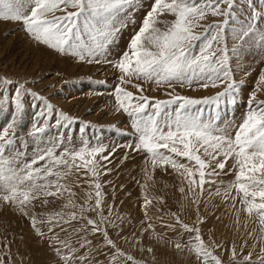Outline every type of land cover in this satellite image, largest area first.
<instances>
[{
  "label": "snow or ice",
  "instance_id": "6c2138e0",
  "mask_svg": "<svg viewBox=\"0 0 264 264\" xmlns=\"http://www.w3.org/2000/svg\"><path fill=\"white\" fill-rule=\"evenodd\" d=\"M141 6L140 0H0V21L20 25L36 47L76 63L111 66L118 74L110 93L112 107L128 117L131 129L108 125L117 135L131 136L127 143L109 147L97 135L105 126L70 115L27 87V81L0 78V113H8L0 128V209L10 208L26 217L58 258L57 264H93V251L99 255L105 248L109 249L106 264H146L109 235V229L121 230L126 220L131 224L114 211L115 205L107 204L104 187L110 182L103 180L113 172L110 165L115 153L125 149L121 163L132 153L141 155L145 178L140 205L144 219L139 234L132 232L125 238L132 247L153 254L155 260V248L144 246L147 236L157 245L187 251L195 256V264H264V100L257 97L264 92V68L249 94L242 120L218 123L222 106H235L245 85L244 79H236V73L243 70L241 54L255 53L264 63V27L260 26L264 0H153L138 30L134 27L126 50L109 58L121 31L129 22L135 26L134 13ZM89 79L96 85L107 83ZM141 82L155 85L153 91L163 88L167 98L147 95ZM177 87L219 90L193 97L180 94ZM25 97L39 102L32 104L39 111L31 128L21 135ZM75 123H79L78 145L70 131ZM53 128L58 134L48 136ZM89 129L93 130L91 138ZM229 162L231 168L226 167ZM156 170L179 180L181 210L188 206L186 201L195 213L191 223L177 212L161 213L157 205L166 203L164 197L146 194L155 185ZM229 174L234 178L225 182L221 177ZM76 188L83 191L82 196ZM216 197L235 217L225 227L234 226L243 243L233 241L225 247L211 230L208 240L204 239L202 226L207 217L200 205L203 202L207 208ZM51 201H63L59 211H35L37 203L46 207ZM153 207L156 215L151 214ZM154 221L177 232L175 240L156 231ZM249 221L256 224L251 231H247ZM42 226H47V232ZM90 235L102 237V245L93 249ZM73 236L79 247L73 244ZM250 238L255 242L245 254ZM3 249L8 252L0 255V264H15L6 237L0 242V252ZM82 249L87 251L82 253Z\"/></svg>",
  "mask_w": 264,
  "mask_h": 264
},
{
  "label": "rangeland",
  "instance_id": "374dc122",
  "mask_svg": "<svg viewBox=\"0 0 264 264\" xmlns=\"http://www.w3.org/2000/svg\"><path fill=\"white\" fill-rule=\"evenodd\" d=\"M151 2L153 0H140L142 6L134 13L135 26L129 22L127 27L121 31L116 38V43L110 48L111 56L109 58L118 57L126 50L134 27L138 30L140 22L146 14V10L150 8ZM260 26L264 27V21L260 22ZM232 43L233 41L230 39V47ZM239 62L243 70L236 73V79H244L245 85L242 88L239 102L235 106H222L221 119L218 121L221 126L228 120H232L235 123H239L242 120L247 111L249 94L255 88L260 69L264 68V63H260V56L255 53H242ZM236 63L237 61L233 60L234 68L236 67ZM245 72L249 73L247 77L244 75ZM58 73L59 75H57ZM117 75L109 65L76 63L66 60L46 48L36 47L20 25L13 22L0 21V78L8 77L14 81H27V87L46 96L50 102L70 115L79 118V120L105 126L97 135L101 137V142L109 147L114 144H125L131 140V136L117 135L115 131H110L107 128L108 125H116L120 129L131 131L128 127V117L125 114L114 112L112 107L114 97L110 93L117 82ZM89 78L92 81L103 79L107 83L105 85H96ZM143 87L149 96H155L160 99L167 98L163 88L153 91L152 89L155 85L148 83H143ZM128 90L136 91L131 86H128ZM176 90L182 95L201 97L212 95L219 89L192 90L187 87L183 89L177 87ZM257 97L260 100H264V92L257 93ZM24 103V127L20 130L21 135L31 128L34 113L39 111V107H32L33 103L38 104L39 102L33 101L31 97H25ZM207 114L206 110L205 115ZM7 118L8 113H0V128L4 126ZM70 131L73 134L74 143L78 145L79 123L73 124ZM92 132V129L88 130L87 135L89 138L92 137ZM57 134L58 130L53 128L47 135L55 136ZM65 138H67V132H65ZM93 142L95 141L93 140ZM28 151L29 153L31 152V141ZM125 151V149H119L115 153L113 163L110 165L113 168V172L110 175L104 176L103 180L110 182V184L104 187V191L108 194L106 197L107 204L115 205L114 211L131 220V224L127 223L126 220L121 225V230L109 229V235L116 241L118 246L131 253L138 261H144L146 264H195V256L189 255L187 251L177 252L170 246L157 245L154 241L149 240L147 236L144 237V246L152 245L155 248V260H153V254L141 252L138 247H132L130 242H126L125 238H130L132 232L139 234L140 223L144 219L140 205L143 203L145 195L141 191V185L145 184V178L142 172L143 159L141 155L132 153L127 160L121 163ZM226 167L231 168V162ZM221 178L227 182L234 177L229 174ZM154 179L155 185L150 186L146 194L149 198L157 195L164 197L166 203L157 205L161 209V213L177 212L181 215V219L191 223L195 218L193 206L185 201L184 203L188 206L181 210V194L177 190L180 185L177 177L174 174H166L161 170H156ZM138 181L139 183H137ZM148 183L151 185V182ZM121 185H123V188L120 187ZM75 191L79 195H83V191L80 188H76ZM62 203L63 201H51L46 207H41L37 203L35 211H59ZM237 207H239V204H237ZM200 212L207 217V222L202 226L205 240H208V234L211 230L216 241H223L225 247H231L233 241L237 245L243 243V238L239 233L235 232L234 226L225 227L226 225H231L235 217L229 212L228 207L221 203L220 198H213L207 208L204 207L202 202ZM105 214H107L106 209ZM151 214H157L156 207L151 209ZM89 215L94 214L89 213ZM217 217H220L221 220L218 221ZM244 219L245 217L242 214L240 217L241 224L244 223ZM154 223L156 231L166 232L167 237L175 240L178 235L177 232L165 229L159 221H154ZM255 227L256 224L249 221L247 231H251ZM42 230L47 232V226H42ZM57 231L59 230L57 229ZM241 232H244L243 228ZM63 235L64 233H61L62 237ZM5 237L11 245L10 255L15 260V264H21V261H23V264H57L58 258L49 249L47 242L41 240L33 231L29 220L10 208L0 209V242L4 241ZM187 238V234H185L183 240L186 241ZM88 239L92 241L93 249L97 245H102V237L100 236L90 235ZM72 241L76 247H79L76 244L75 236L72 237ZM254 242L253 239H248L247 247L244 249L245 254L252 249ZM85 251L87 249L81 250L82 253ZM7 252L8 249H3L0 255ZM108 252L109 249L107 248L99 255L93 251V264H96L97 261L99 264H106ZM258 252L259 247L256 248L254 258ZM225 259H227L226 256Z\"/></svg>",
  "mask_w": 264,
  "mask_h": 264
}]
</instances>
